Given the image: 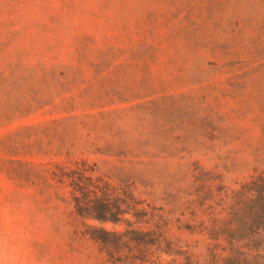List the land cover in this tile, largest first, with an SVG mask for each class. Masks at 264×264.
I'll list each match as a JSON object with an SVG mask.
<instances>
[{"label": "rangeland", "instance_id": "1", "mask_svg": "<svg viewBox=\"0 0 264 264\" xmlns=\"http://www.w3.org/2000/svg\"><path fill=\"white\" fill-rule=\"evenodd\" d=\"M77 163L142 218L77 214ZM263 170L264 0H0V264H264Z\"/></svg>", "mask_w": 264, "mask_h": 264}, {"label": "trees", "instance_id": "2", "mask_svg": "<svg viewBox=\"0 0 264 264\" xmlns=\"http://www.w3.org/2000/svg\"><path fill=\"white\" fill-rule=\"evenodd\" d=\"M61 173H55V177L61 181H68L73 187V195L75 200V208L77 214L83 218H90L100 221L101 223H119L122 221L124 213H133L140 220L142 212L137 210V201L134 195L129 192L125 193V197H111V186L107 183L102 185V179L93 176V169L86 167L83 163L81 167L78 163L75 167L61 166ZM252 193L254 198L248 204L244 219L242 221L245 227L242 228L243 234H252L264 232V170L257 175H253L252 179L242 185V189L238 193ZM80 193L81 195H78ZM122 204L126 208H122ZM246 219H250L248 222ZM131 222L129 219H125ZM137 242L141 243L145 239L142 231H133ZM122 233L111 231L104 227H93L90 238L95 242L104 246H120L119 241ZM119 238V240H118ZM244 237H240L242 239Z\"/></svg>", "mask_w": 264, "mask_h": 264}]
</instances>
